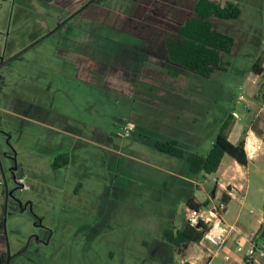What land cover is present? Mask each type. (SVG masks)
Returning a JSON list of instances; mask_svg holds the SVG:
<instances>
[{
  "label": "rangeland",
  "instance_id": "rangeland-1",
  "mask_svg": "<svg viewBox=\"0 0 264 264\" xmlns=\"http://www.w3.org/2000/svg\"><path fill=\"white\" fill-rule=\"evenodd\" d=\"M230 1L239 5L240 17L210 21L235 44L224 55L226 69L205 78L157 62L165 55L159 45L142 68L143 54L123 45L140 43L138 37L109 30L104 38L87 34L99 29L49 2L0 0V62L12 46L25 44L23 50L54 31L0 69V159L12 192L6 213L9 264L195 261L197 245L181 254L163 234L183 227L187 201L202 187L217 200V176L192 175L184 159L158 151L155 143L173 140L187 154L206 155L225 119L244 111L251 94L264 96V75L252 73L254 63L264 61V0ZM110 61H130V68ZM87 69L93 82L105 80L108 88L74 78L86 76ZM163 80L173 89L165 91L157 83ZM60 156L69 162L54 169ZM2 205L4 200V215ZM210 264L232 263L219 257Z\"/></svg>",
  "mask_w": 264,
  "mask_h": 264
},
{
  "label": "crops",
  "instance_id": "crops-1",
  "mask_svg": "<svg viewBox=\"0 0 264 264\" xmlns=\"http://www.w3.org/2000/svg\"><path fill=\"white\" fill-rule=\"evenodd\" d=\"M36 1L43 3L42 0ZM87 1L88 0H51L48 4L55 5L59 10L71 15L86 4ZM196 1L197 0H103L101 2H93L77 15L84 16V19L92 22L96 25V29H99V31L86 29L87 34L104 38L105 32L109 30L111 33L138 37L140 43L122 44L125 48L134 51L135 54H143V60H141L139 64L144 68L146 65L149 66L146 60L148 52L154 51L157 45H159L161 50L162 48L165 49L166 41L176 35L179 26L186 19L193 16V8ZM22 12H24L25 15ZM22 12L21 15L23 14L26 16L27 10L23 9ZM29 15L32 17L33 13L29 12ZM21 27V24L16 25L14 28L16 31L15 33H20L19 29H21ZM30 39L34 41L36 38L33 36ZM115 43L117 42L115 41ZM24 45L25 44H16L12 46L9 53L5 54L4 57H6V55L9 57L19 52ZM91 49L92 48L89 50ZM152 58L155 60L154 57ZM156 60L162 65L167 64V62L170 63L167 59L166 49L163 58H156ZM129 62L130 61L125 63H113L110 61L112 65L123 67L122 65L124 64V66L127 65L126 67L130 68ZM91 63L102 64V61L95 60L94 62L91 61ZM72 67L76 70L77 66L73 63ZM150 67H154V65L151 63ZM262 68V75H264V61L262 63ZM141 72L142 69L140 70V73ZM86 74V76H82L76 73L73 76L76 80L83 83H93L95 86H100V88H108L107 83L105 84V80L101 78L102 81L98 78H95L97 81H92L93 78L91 77L93 75L91 70L89 71L87 69ZM175 74L178 73L175 72L173 75ZM97 83L98 85H96ZM157 83L162 85V87L164 86L165 91L166 89H170L166 87L170 84H167L168 82L165 80L157 81ZM52 84L54 83L49 82L46 86L48 90H51ZM133 84L134 83H132V87ZM171 87V89H173V86ZM157 88H161V86H157ZM70 90L73 91V88L68 87V92H70ZM242 101L243 100H239V102ZM232 115L234 116L233 126L228 132V140L232 144H237L242 136L246 134L245 143H247V149L250 152L248 165L247 167H242L229 156H224L216 173L199 174L205 180H208L210 176H217L215 180L216 189L219 193V196L217 195V200L214 198L215 193H209L206 187H202L201 190L194 194L193 199L196 203L209 207L221 200V196L228 185L235 186L239 189L238 191H240L241 194H245V201L243 203L231 200L226 206L222 215V221L225 225L233 226L234 230L230 231L226 244L220 250L219 256L216 257H223L226 262L232 264H242V255L237 253L235 249V241L238 239L239 235H242L247 240L253 239L255 242L264 238V236L259 238L264 223V96L251 94L250 99L246 102L244 111L240 113L233 111ZM1 182L0 180V186ZM2 201L3 193L0 195V209ZM19 209L22 210L21 208H18V210ZM2 221L3 215L0 212V264L4 263L6 257V243L1 227ZM190 247L191 245L187 249V252ZM197 247L200 254L195 258V261L187 257L185 261H188V264H196L200 261H202L200 264H203L205 256L207 258L206 251H202L198 245ZM226 257H228L229 260H227ZM212 261L213 259L207 261L206 264H210Z\"/></svg>",
  "mask_w": 264,
  "mask_h": 264
},
{
  "label": "trees",
  "instance_id": "trees-1",
  "mask_svg": "<svg viewBox=\"0 0 264 264\" xmlns=\"http://www.w3.org/2000/svg\"><path fill=\"white\" fill-rule=\"evenodd\" d=\"M42 1L50 2L51 0ZM240 15L241 9L239 5L230 0H197L193 8V16L186 19L179 26L176 35L169 38L165 43L168 61L173 65L205 78H209L217 70H225L224 55L231 53L235 42L231 35L214 29L210 19L235 20ZM262 63L263 61L254 63L252 67L254 75H262ZM233 119L234 116L232 114L225 119L220 133L206 155L197 153L187 154L173 140L156 142L155 148L162 153L184 159L192 175L216 173L222 159L226 155L240 166L247 167L248 157L245 150L246 134L242 136L237 144H232L228 140V132L233 126ZM58 160H61L62 163L55 162L53 164L54 169L60 168L69 162V159L65 156L58 157ZM221 201L228 205L230 199L223 193ZM2 206L4 209V205ZM187 207L188 209L198 210L203 205L196 203L193 198H190L187 201ZM204 233V227H191L185 222L180 229H176L175 227L166 229L163 234V241L171 244L179 253L184 254L190 245L199 244ZM262 236H264V223L259 238H262Z\"/></svg>",
  "mask_w": 264,
  "mask_h": 264
},
{
  "label": "built area",
  "instance_id": "built-area-1",
  "mask_svg": "<svg viewBox=\"0 0 264 264\" xmlns=\"http://www.w3.org/2000/svg\"><path fill=\"white\" fill-rule=\"evenodd\" d=\"M239 100H243V97H240ZM131 129L129 128V130ZM127 135H129L128 132ZM245 150L247 157H249L250 152L247 149V143H245ZM18 182L22 183L23 181L20 179ZM238 190L235 186L228 185L224 193L230 201L235 200L243 203L245 194H241ZM226 206L227 204L220 200L209 207L203 206L198 210L188 209L186 222L191 227L200 228L202 226L205 228L204 236L198 246L202 251H206L208 261L219 256L220 250L227 242L230 231L234 230L233 226L225 225L222 221ZM235 245L236 252L242 255V264L264 263V238L255 242L253 239L247 240L242 235H239ZM226 259L229 260L228 257Z\"/></svg>",
  "mask_w": 264,
  "mask_h": 264
},
{
  "label": "water",
  "instance_id": "water-1",
  "mask_svg": "<svg viewBox=\"0 0 264 264\" xmlns=\"http://www.w3.org/2000/svg\"><path fill=\"white\" fill-rule=\"evenodd\" d=\"M95 0H89L86 4H84L82 7H80L78 10H76L74 13L71 14L70 18H73L74 16H76L77 14L81 13L87 6H89L90 4H92ZM69 18V19H70ZM69 19H67L66 21L62 22L60 25L57 26V28L55 30H57L60 26H62L63 24H65ZM54 31L47 33L46 35H44L43 37L35 40L33 43H31L29 46H27L25 49L17 52L16 54L10 56L7 59H1L0 62V69L8 64L9 62H11L12 60H14L15 58H17L18 56H20L25 50H28L29 48H31L32 46H34L35 44L39 43L40 41H42L43 39H45L46 37H48L51 33H53ZM0 82H1V74H0ZM0 176H1V181L2 184L4 186V215H3V221H2V231H3V236H4V240L6 243V257L4 259V263L3 264H9L10 262V249H9V245H8V239H7V233H6V213H7V206H8V201L9 198L12 195V192L8 191L7 188V183H6V179H5V173L3 170V166L1 163V159H0ZM18 203L19 208H21L23 205L22 203L16 201ZM24 208V207H23Z\"/></svg>",
  "mask_w": 264,
  "mask_h": 264
},
{
  "label": "flooded vegetation",
  "instance_id": "flooded-vegetation-1",
  "mask_svg": "<svg viewBox=\"0 0 264 264\" xmlns=\"http://www.w3.org/2000/svg\"><path fill=\"white\" fill-rule=\"evenodd\" d=\"M2 183V182H1ZM4 195V194H3ZM3 198H4V196H3ZM4 200V199H3ZM15 204H17V202H15ZM16 207H18L19 208V206L18 205H16ZM21 209H23V206L21 207ZM49 233V236H50V234H51V232L50 231H48ZM47 242H49V237H48V239H47Z\"/></svg>",
  "mask_w": 264,
  "mask_h": 264
}]
</instances>
